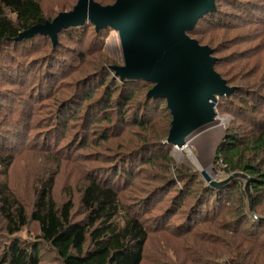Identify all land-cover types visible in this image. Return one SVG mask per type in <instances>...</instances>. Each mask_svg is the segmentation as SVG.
<instances>
[{
	"label": "trees",
	"instance_id": "1",
	"mask_svg": "<svg viewBox=\"0 0 264 264\" xmlns=\"http://www.w3.org/2000/svg\"><path fill=\"white\" fill-rule=\"evenodd\" d=\"M73 6L68 10L64 5V8L57 9L59 12L70 11ZM59 12L49 16L41 0H0V84L9 82L15 87L17 81L20 84L19 92L0 86V124L6 129L8 144L16 138L28 144L32 112L27 98L28 102L35 103L34 106L45 104L39 100L53 91L54 73L68 67L72 60L68 58L63 62L57 59L60 53L56 49L60 46L59 37L64 29L58 33L55 45L48 36L34 35L21 40L17 37L34 24L51 21ZM238 13L245 15L246 21L264 27V0H215V10L200 17L195 28L188 32L201 45L213 50L215 70L228 86L235 88L231 94L220 98L235 116L234 121L225 127L213 161L227 177L220 181V185L212 186L196 171L188 168L181 171V166H177L173 177L153 174L151 180L155 183L142 189L139 197L145 203L144 207H149L160 197L159 204L164 201L158 206L161 212L154 217V223L161 231L170 226V216L178 215L174 221L179 220L167 232L180 239L178 247L173 248L176 253L184 254L180 264L187 260L192 264H264V79L258 78L257 74L246 75L245 65L234 64L229 59L226 70H218L227 62L218 55L220 47L214 44L215 39L212 36L206 39L200 28L206 23L220 28L231 15L233 20L239 19ZM87 23L90 25L86 26ZM83 24L69 30L73 32L94 25L89 20ZM94 27L95 34L89 38L90 46L96 38L103 39L105 32L111 30L109 27ZM67 35L82 45L83 39H76L74 33ZM41 39L50 41V47L43 48L42 55L30 56L45 42ZM89 45L85 47L87 50ZM52 51H55L54 56ZM84 52L80 47L71 64L78 57L84 60ZM102 58L101 64L85 70L76 84L79 91L80 85L87 83L82 90L83 98L94 96L96 103L103 106V121H109L105 118L108 112H121L130 106L131 101H135L142 114L152 110L154 103L141 110L139 98H134L130 91L139 80L121 79L112 69L118 64L115 58L111 55ZM113 92H116L115 100ZM63 105L61 102L60 108L55 110L61 120L55 118V122L49 124L51 131L41 134L42 139L32 138L39 146L38 152L48 157L44 158L48 166H44L46 171L35 173L30 200L25 203L24 197L16 196L7 181H0V264H45L43 261L48 256L43 254L44 249L53 253L59 264H142L150 227L138 212L126 210L119 195L120 185H124L131 175L132 164L118 161L111 173L103 168L88 173L79 187L78 211H74L76 203L71 197L59 202L53 195L55 177L62 161L58 153L51 150V139L46 134L53 131L61 134L66 129L64 127L69 128L77 119V114L71 112L74 105L67 108ZM164 105H167L166 100ZM25 108L28 109L26 114L23 113ZM37 114L43 115V112L40 110ZM93 120L91 126L100 125L98 119ZM136 124L143 126L141 120ZM12 126L14 129L10 130ZM168 128L163 132V141L168 136ZM158 144L163 143L160 140ZM169 158L172 160L173 157ZM13 161L11 151L2 156L0 150V166L4 168L0 172L6 174ZM145 161L153 162L155 157ZM246 182H249L251 206ZM163 194L170 197L164 199ZM30 221L36 223L37 232L34 238H24L20 233ZM206 224L208 229L199 231Z\"/></svg>",
	"mask_w": 264,
	"mask_h": 264
},
{
	"label": "rangeland",
	"instance_id": "2",
	"mask_svg": "<svg viewBox=\"0 0 264 264\" xmlns=\"http://www.w3.org/2000/svg\"><path fill=\"white\" fill-rule=\"evenodd\" d=\"M76 1L41 0V4L44 11L49 13V16H53L59 12L58 9L60 8L66 7L67 10L70 9ZM112 1L97 0L102 5L112 4ZM229 8L233 9V7ZM239 13V19L233 20V15H231L223 25H220V28H215L207 23L201 24L200 28L206 39L211 36L215 39L214 44H218L220 47L218 55L224 58V62H227L225 66L223 64V68H217L218 70H226L230 65L229 59L234 64L245 65L246 75L257 74L258 78L264 79L263 24L251 22L250 20L246 21L247 17ZM223 15L226 14L224 13ZM83 25L65 28L59 37L60 46L58 45L59 47L56 49V52L60 53L57 59L66 62L68 58L73 60L76 56V51L78 50L79 52V48L81 47L85 51L84 60L78 57L72 64L71 60L68 67H64L60 72L54 73L53 81H55H52L53 91L50 95L48 94L45 98L39 100L45 104L34 106L35 103L33 101L28 102L27 98V104L31 103L32 112L28 144L21 138H16L17 140L15 139L13 142L9 141L10 143L8 144L6 142V129L0 124L1 154L4 156L8 151H11L14 156V161L6 170V174L2 173L4 168L0 166V171H2L0 172V181H7L8 186L14 190L16 196L24 197L22 199L25 203L30 200L35 173L37 171H46L44 166H48L47 163H44V158L47 156H42L38 152L39 146L32 138H39L44 132L51 131L49 130V124L54 123L55 118L61 120L59 114L55 112L56 109L60 108L61 102L64 103V108L74 105L71 112L77 114V119L69 128L64 127L66 129L61 133L62 136L55 131L46 134L51 139V150L56 151L62 161L53 187L55 199L60 202L71 197L76 203L74 211H78L79 187L83 182V178L88 173L100 168H103L107 173H111L113 166L118 161L128 163L129 165L132 164L131 175L124 185H120L119 195L126 210L138 212L150 227V237L145 247L142 264H180L184 254L176 253L173 250V248L178 247L180 239L173 235L170 236L169 232H167L170 226L174 227L179 220L174 221L178 215L174 217L173 215L170 216L171 220L168 221L170 226L166 230L161 231L157 229L158 225H155L154 217H156L157 213L161 212V208L158 206H161L164 201H161L159 204V200H162L160 197L158 201L150 203L149 207L148 205L144 207L145 203L140 201L139 197L143 193L142 189L148 188L155 183L151 180L153 174L173 177V173L177 172V166H181V171L186 168L196 171L198 176L203 180H205L204 176H207L211 181L220 182L227 177L220 168L214 166L213 161L216 147L224 136L225 127L234 121L235 115L231 112V108L225 105L226 103L222 104L220 98L224 96L218 97L214 107L216 116L213 122L203 125L189 134L188 138H186V144L185 141L181 146L167 144L163 141L164 139L162 140V136L163 132L170 127L171 115L169 108L167 105H164V98L147 96L153 86L151 82L139 80L137 86L130 91L133 92L134 98H139L141 110L143 106H148L151 103H154L153 109L142 114L135 105V101H131L130 106L121 112H108L105 118L109 121L104 122L105 120L102 119L103 114L101 113L103 106L100 103H96L94 96L91 99L83 98L82 90L86 87L87 83L80 85L78 91L76 82L85 70H92L93 67L101 64L102 56L111 55L118 62L117 65H122L120 40L117 32L110 30L105 32L103 39L101 37L96 38L93 45L90 46L89 38L95 34L94 25L88 29L85 27L83 30L77 29L73 32L69 30L70 28L82 27ZM70 33H74L77 36L76 39L79 37L83 39L81 46L68 37L67 34ZM206 39L205 41H207ZM40 41L45 40L41 39ZM205 41L201 42L206 43ZM87 45L90 46L89 50L85 48ZM49 47L50 41H45L37 50L32 51L29 55L39 56L43 48L48 49ZM222 48L223 51H221ZM54 52H51L53 53L52 56H54ZM48 56H51V54L49 53ZM9 60H11V57ZM38 60H35V62ZM41 61L40 59V64ZM24 63L26 64L27 60ZM30 83L29 81L28 84ZM0 86L1 88L14 89L17 92L20 91L19 81H17L16 87L9 82L0 84ZM54 87H56L55 91ZM104 88L105 86L102 90ZM98 92L100 93L101 89ZM112 98L115 100L116 92L112 93ZM58 102L60 104L57 105ZM82 105H84L83 108L78 111ZM116 107L113 106L112 108ZM40 110L43 112V115L37 114ZM27 111L28 109L25 108L23 113L26 114ZM93 118L98 119L97 121L100 125L91 126L95 122ZM139 120L142 121L143 126L136 124ZM235 125L243 128L242 125H237V123ZM9 129L13 130L14 128L12 126ZM93 137L95 138L93 139ZM40 138L42 139V137ZM160 140L163 144H158ZM186 145L189 147L184 149L183 147ZM32 146L36 148L33 149ZM169 156L173 157L171 158L172 160H170ZM153 157H155V161H145ZM53 167H56V164ZM169 194L161 196H164V199H166L170 197ZM207 229L208 224L200 228L199 231ZM36 232V223L30 221L20 235L24 238H34ZM42 252L48 256L43 263L59 264L55 261L53 253L45 249ZM185 264H192V262L187 260Z\"/></svg>",
	"mask_w": 264,
	"mask_h": 264
},
{
	"label": "water",
	"instance_id": "3",
	"mask_svg": "<svg viewBox=\"0 0 264 264\" xmlns=\"http://www.w3.org/2000/svg\"><path fill=\"white\" fill-rule=\"evenodd\" d=\"M214 10L215 0H114L107 5L77 0L70 11L32 25L17 39L42 35L55 45L62 29L86 20L95 29L116 31L123 63L112 66L115 75L153 84L147 96L164 98L171 115L165 143L181 146L185 136L214 121L217 98L235 89L215 70L213 50L188 35L200 17ZM204 178L212 186L222 183ZM245 188L251 206L249 182Z\"/></svg>",
	"mask_w": 264,
	"mask_h": 264
},
{
	"label": "bare ground",
	"instance_id": "4",
	"mask_svg": "<svg viewBox=\"0 0 264 264\" xmlns=\"http://www.w3.org/2000/svg\"><path fill=\"white\" fill-rule=\"evenodd\" d=\"M191 133H192V132H191ZM191 133H190V134H191ZM188 136H189V134H188L187 136H185V144L187 143V141H186V138H188ZM187 147H189V146H188V145H186V146H185V147H183V148H184V149H186ZM176 149H177V148H176ZM184 149H183V150H184Z\"/></svg>",
	"mask_w": 264,
	"mask_h": 264
}]
</instances>
